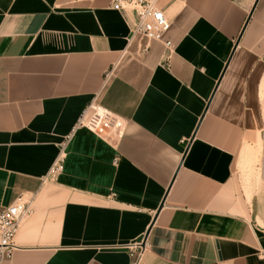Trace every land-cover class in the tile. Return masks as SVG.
Instances as JSON below:
<instances>
[{"label":"crops","instance_id":"1","mask_svg":"<svg viewBox=\"0 0 264 264\" xmlns=\"http://www.w3.org/2000/svg\"><path fill=\"white\" fill-rule=\"evenodd\" d=\"M113 1L0 0V212L32 203L0 264H264L236 176L264 136V0H161L162 40ZM92 103L118 126L79 125Z\"/></svg>","mask_w":264,"mask_h":264},{"label":"built area","instance_id":"2","mask_svg":"<svg viewBox=\"0 0 264 264\" xmlns=\"http://www.w3.org/2000/svg\"><path fill=\"white\" fill-rule=\"evenodd\" d=\"M113 7L124 11L131 19L132 36H144L148 40H162L170 28L168 18L161 0H114ZM170 46V42H166ZM111 71L106 72L107 81ZM98 124L114 126L115 117L106 108L96 103L90 104L83 113L78 124ZM63 154L53 162L49 174H56L62 167ZM32 212L31 199L19 198L0 212V261L11 256L16 248L15 237L23 220ZM134 264H137L135 262Z\"/></svg>","mask_w":264,"mask_h":264},{"label":"rangeland","instance_id":"3","mask_svg":"<svg viewBox=\"0 0 264 264\" xmlns=\"http://www.w3.org/2000/svg\"><path fill=\"white\" fill-rule=\"evenodd\" d=\"M236 176L247 202L255 197L264 210V136L244 145Z\"/></svg>","mask_w":264,"mask_h":264}]
</instances>
